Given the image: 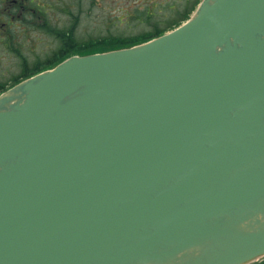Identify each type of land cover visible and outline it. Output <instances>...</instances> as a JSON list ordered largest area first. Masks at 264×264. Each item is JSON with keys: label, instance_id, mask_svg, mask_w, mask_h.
<instances>
[{"label": "water", "instance_id": "water-1", "mask_svg": "<svg viewBox=\"0 0 264 264\" xmlns=\"http://www.w3.org/2000/svg\"><path fill=\"white\" fill-rule=\"evenodd\" d=\"M263 256L264 0H203L0 95V264Z\"/></svg>", "mask_w": 264, "mask_h": 264}, {"label": "rangeland", "instance_id": "rangeland-1", "mask_svg": "<svg viewBox=\"0 0 264 264\" xmlns=\"http://www.w3.org/2000/svg\"><path fill=\"white\" fill-rule=\"evenodd\" d=\"M199 1L32 0L22 17L15 12L3 27L0 18V87L11 86L24 66L33 73L66 54L136 43L155 28L171 30ZM61 38L70 46L63 54Z\"/></svg>", "mask_w": 264, "mask_h": 264}, {"label": "flooded vegetation", "instance_id": "flooded-vegetation-1", "mask_svg": "<svg viewBox=\"0 0 264 264\" xmlns=\"http://www.w3.org/2000/svg\"><path fill=\"white\" fill-rule=\"evenodd\" d=\"M31 1L32 0H0V18L5 16L2 24L0 22L1 27L10 23L12 19H15L17 16L15 12L19 11V17H22V14L26 11L28 12L32 8L30 6Z\"/></svg>", "mask_w": 264, "mask_h": 264}, {"label": "trees", "instance_id": "trees-1", "mask_svg": "<svg viewBox=\"0 0 264 264\" xmlns=\"http://www.w3.org/2000/svg\"><path fill=\"white\" fill-rule=\"evenodd\" d=\"M157 31H159V30H157ZM158 33V32H157ZM156 33V34H157ZM151 35V34H150ZM153 35V34H152ZM151 35V36H152ZM151 36H149V37H151ZM145 38H148V37H145ZM143 39V38H142ZM138 41V40H137ZM128 45V44H127ZM62 48L60 49V51H59V53H61V54H63L64 53V50H67V49H69L70 48V46L69 45H67V43H66V41L64 40V44L61 46ZM65 53H67V52H65ZM63 56H61L60 57V59L62 58ZM58 60H59V58H58ZM51 64H53V62H49L47 65H45V67L46 66H48V65H51ZM25 68H26V66H24V73H22L21 75L22 76H24V77H27V76H29V75H32V74H34V73H36V72H33V73H30V72H25ZM44 68V67H43ZM42 69V68H41ZM40 70V69H39ZM20 79L18 78V79H16V81L15 82H17V81H19ZM2 89V87H0V90ZM253 264H264V259L263 260H261V261H258V262H255V263H253Z\"/></svg>", "mask_w": 264, "mask_h": 264}]
</instances>
